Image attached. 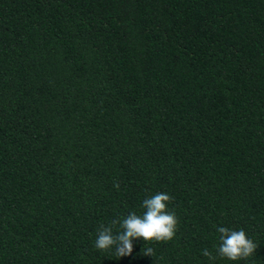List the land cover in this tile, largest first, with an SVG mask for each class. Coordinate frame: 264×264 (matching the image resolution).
I'll list each match as a JSON object with an SVG mask.
<instances>
[{"label":"trees","instance_id":"trees-1","mask_svg":"<svg viewBox=\"0 0 264 264\" xmlns=\"http://www.w3.org/2000/svg\"><path fill=\"white\" fill-rule=\"evenodd\" d=\"M157 192L172 240L95 248ZM0 264H264V0H0Z\"/></svg>","mask_w":264,"mask_h":264},{"label":"clouds","instance_id":"clouds-1","mask_svg":"<svg viewBox=\"0 0 264 264\" xmlns=\"http://www.w3.org/2000/svg\"><path fill=\"white\" fill-rule=\"evenodd\" d=\"M114 187L119 189L118 182ZM174 198L166 192H157L143 200L142 213L130 211L123 217L111 219L107 224L101 223L97 229L94 246L98 250L107 251L115 248L117 256L131 255L133 240L143 238L145 241H170L178 229L179 219L169 204ZM219 244L215 246L216 255L203 249V256L215 260L217 255L232 261L245 260L251 257L259 246L247 232L219 226ZM145 255H153L152 248L144 249Z\"/></svg>","mask_w":264,"mask_h":264}]
</instances>
